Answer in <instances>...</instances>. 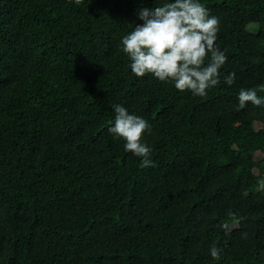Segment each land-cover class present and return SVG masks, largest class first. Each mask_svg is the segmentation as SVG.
<instances>
[{"label":"trees","instance_id":"obj_1","mask_svg":"<svg viewBox=\"0 0 264 264\" xmlns=\"http://www.w3.org/2000/svg\"><path fill=\"white\" fill-rule=\"evenodd\" d=\"M166 2L0 0V264H264V104L238 100L264 98V0H199L227 57L205 96L122 51ZM115 105L154 167L108 131Z\"/></svg>","mask_w":264,"mask_h":264},{"label":"clouds","instance_id":"obj_2","mask_svg":"<svg viewBox=\"0 0 264 264\" xmlns=\"http://www.w3.org/2000/svg\"><path fill=\"white\" fill-rule=\"evenodd\" d=\"M137 19L143 23L136 24L121 42L137 77L151 74L162 82L170 80L177 90H188L196 96H205L208 89L220 83V69L227 57L216 44L219 20L210 16L199 0H169L159 7L137 9ZM235 79V73H230L224 83L231 86ZM238 100L241 109L248 103L264 104L255 89L242 88ZM114 111V125L108 131L125 141L126 151L142 158L141 167H154L151 149L142 143L145 131L150 130L149 123L121 105H115ZM222 228L225 235L231 232L228 223ZM221 251L215 245L210 248L214 259L220 258Z\"/></svg>","mask_w":264,"mask_h":264},{"label":"rangeland","instance_id":"obj_3","mask_svg":"<svg viewBox=\"0 0 264 264\" xmlns=\"http://www.w3.org/2000/svg\"><path fill=\"white\" fill-rule=\"evenodd\" d=\"M256 129L260 127V124H255Z\"/></svg>","mask_w":264,"mask_h":264}]
</instances>
